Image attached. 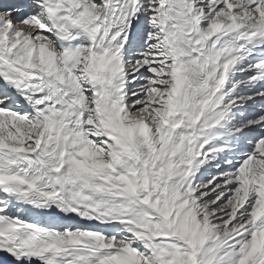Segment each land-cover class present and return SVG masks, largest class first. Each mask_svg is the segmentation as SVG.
<instances>
[{
    "label": "snow or ice",
    "instance_id": "6c2138e0",
    "mask_svg": "<svg viewBox=\"0 0 264 264\" xmlns=\"http://www.w3.org/2000/svg\"><path fill=\"white\" fill-rule=\"evenodd\" d=\"M0 264H264V0H0Z\"/></svg>",
    "mask_w": 264,
    "mask_h": 264
},
{
    "label": "rangeland",
    "instance_id": "374dc122",
    "mask_svg": "<svg viewBox=\"0 0 264 264\" xmlns=\"http://www.w3.org/2000/svg\"><path fill=\"white\" fill-rule=\"evenodd\" d=\"M209 172L210 174H215V169L212 168V169H208V170H205V169H201V173H199L197 175V179L200 180L201 182L205 181L206 179H209L210 178V175H206L205 172Z\"/></svg>",
    "mask_w": 264,
    "mask_h": 264
}]
</instances>
